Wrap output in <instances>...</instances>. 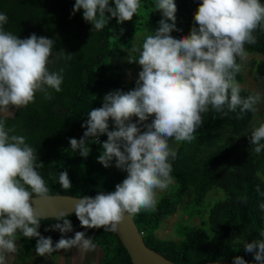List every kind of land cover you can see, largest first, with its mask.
Instances as JSON below:
<instances>
[{"label":"clouds","instance_id":"1","mask_svg":"<svg viewBox=\"0 0 264 264\" xmlns=\"http://www.w3.org/2000/svg\"><path fill=\"white\" fill-rule=\"evenodd\" d=\"M140 7V0H112L111 4L110 0H75L73 14L83 9L84 20L99 31L111 18H117L118 23L132 20ZM155 9L173 23L161 19L160 27L146 34L142 44L131 45L128 62L142 66L136 87L106 94L102 107L88 113L82 125L86 127L83 136L69 141L73 151L87 157L89 143L100 144L99 136L106 133L98 162L107 168L115 159V167L127 173L115 191L76 200L73 210L84 228L117 232L125 214L155 212L157 190H167L174 183L170 158L176 159L177 149L170 146L169 140L190 143L195 139L194 133L203 123L202 114L209 107L224 115L239 109L237 118H241L246 112H255V106L264 99L259 92L242 97L236 81L241 70L237 58L247 59L245 45L256 43L253 33L257 28L264 30L261 0H202L194 15L198 28L193 26L190 34L179 38L170 34L175 28L174 0H157ZM7 23V14L0 13V264H7L9 254L18 253V232L26 238L38 237L37 256L47 257L73 247L85 255L95 251L97 245L86 238L85 232L66 237L73 231L67 218L70 212L59 211L53 216L58 222L45 229L62 234L55 243L38 231L48 216L37 211L32 198L49 196L38 171L44 165L37 159V149L26 143V137L14 134L15 128L7 126L11 107L34 103L37 93L50 100L53 97L49 89L62 91L64 69H49L54 63L52 39L34 33L18 38L5 30ZM58 53L65 60L72 58L63 50ZM133 116L138 117L135 123L130 122ZM150 116L154 117L151 123L145 124ZM110 118L115 126L111 131ZM262 141L264 123L253 129L249 140L257 154L264 150ZM59 183L64 190L72 188L67 171L60 172ZM259 207L264 210V203ZM260 236L264 237V231ZM244 248L264 264V239L246 242ZM235 264L246 262L237 256Z\"/></svg>","mask_w":264,"mask_h":264},{"label":"trees","instance_id":"2","mask_svg":"<svg viewBox=\"0 0 264 264\" xmlns=\"http://www.w3.org/2000/svg\"><path fill=\"white\" fill-rule=\"evenodd\" d=\"M156 3L157 0H140L141 7L132 20L118 23L117 18H111L102 30L96 31L90 22L84 20L83 9L73 14L75 0H0V13H6L8 18L5 30L21 39L33 33L37 37L52 39L54 63L49 69H64L62 91L49 89L53 97L50 100L43 93H37L34 103L18 108L15 117L7 119V126L15 128L14 134L26 137V143L37 149V159L44 165L38 171L49 188V194L88 196L113 192L115 186L127 177L125 171L115 167V159L107 168L98 162L103 151L102 143L107 140L106 133L99 136L100 144L89 143L91 150L87 157L73 151L69 141L83 136L86 127L82 125L88 119V113L102 107L106 94L116 90L128 92L136 87L137 79L128 83L124 79L127 70L136 69L138 65V62H128L127 49L137 34L154 33L160 27L161 19L173 23L155 9ZM174 3L177 8L175 28L170 34L179 38L190 34L193 26L198 28L194 15L202 0H174ZM261 3L264 4V0ZM253 34L256 43L246 44L245 50L263 57L254 63L253 68V79L259 82L264 78V30L257 28ZM61 50L71 54L72 58H62L58 53ZM237 63H241L239 58ZM242 79L240 70L236 81ZM240 94L247 97L253 93L242 89ZM254 114L249 111L237 118L239 109L224 115L209 107V111L202 114L203 123L194 133L195 139L190 143L169 140L170 146L177 149L176 159L170 158L175 191L158 199L155 212L142 210L132 216L148 247L180 264L235 260L237 256L256 261L253 253L244 248L246 242L264 239L260 236L264 231V210L259 207L264 203V150L255 153V146L249 142L255 128L251 124ZM153 118L150 116L144 123H151ZM114 129L110 118L109 130ZM61 171L68 172L71 189L61 187ZM214 188L222 190L225 197L210 205L205 211L206 218H202L197 227L179 223L176 229L178 240L156 235L162 220L174 213L186 198L184 208L188 215L199 216L207 194ZM67 218L73 231L66 237H74L77 231L85 232L86 237L101 249L102 264H132L114 232L84 228L75 213ZM57 222L53 217L43 219L38 229L42 236L51 237L54 243L62 234L59 230L45 229ZM17 238L25 255L30 253L38 239L26 238L19 232Z\"/></svg>","mask_w":264,"mask_h":264},{"label":"rangeland","instance_id":"3","mask_svg":"<svg viewBox=\"0 0 264 264\" xmlns=\"http://www.w3.org/2000/svg\"><path fill=\"white\" fill-rule=\"evenodd\" d=\"M146 34H153V32H142L137 34L134 43H136L138 46L142 44L144 36ZM129 49L130 48L127 49L128 53H129ZM247 53H248L247 59L245 61H241L240 63L241 74L243 79L238 83L240 84L241 89L249 90L252 93L259 92L261 93L262 97H264V78L259 82H256L253 79L254 63L262 59L263 57L258 53H253V52H247ZM134 55H138V53ZM141 70H142V66L139 64L137 65L136 69L134 68L128 69L124 77L125 82L128 83L131 79H138L139 72ZM255 107H256V111L252 118L251 124L254 127H258L261 123H264V99H262V101L259 104H257ZM137 119L138 117L133 116L130 122L135 123L137 122ZM174 191H175L174 183L170 185V187L167 190L164 191L157 190V200L162 195L171 194ZM224 197L225 195L222 190L216 188L212 189L207 194L205 203L203 204L202 207V213L199 216H193V217H190L188 215V212L186 211V208H184L185 204L188 201L187 198L185 200H182L181 203L177 206L176 211L166 216L162 220L160 227L158 228V230H156V235L163 239L178 240L179 236L177 234L176 229L179 223L186 222L191 224L193 227H197L201 222V219L206 218L205 211L210 207V205H212L214 201L223 199ZM17 246L19 251L18 253L13 254L15 258L12 263L22 264L23 262L22 255L24 249L22 243L19 241L18 238H17ZM61 250L54 252L51 256H47V257L37 256L34 246V248L29 253V257L25 259V262H27V264H59L58 260H55V258L58 256V253H60ZM64 254L68 256V258L66 259V264H102V251L98 247H96L95 251H90L85 255H81L79 253V250L75 247H73L71 250L68 251L64 250Z\"/></svg>","mask_w":264,"mask_h":264},{"label":"water","instance_id":"4","mask_svg":"<svg viewBox=\"0 0 264 264\" xmlns=\"http://www.w3.org/2000/svg\"><path fill=\"white\" fill-rule=\"evenodd\" d=\"M17 109L18 108L15 106L10 108L11 114L9 118L15 117ZM96 195L97 194H92L88 196L94 198ZM82 197L83 196H74L70 194H49L47 198L37 199L33 197L32 203L37 211H42L48 218H52L62 210L75 213L73 210L74 204L76 200ZM114 233L126 249L132 264H180L148 247L132 216L125 214L124 220L118 226V231ZM244 261L246 264H259L258 261ZM198 264H235V260H215Z\"/></svg>","mask_w":264,"mask_h":264},{"label":"crops","instance_id":"5","mask_svg":"<svg viewBox=\"0 0 264 264\" xmlns=\"http://www.w3.org/2000/svg\"><path fill=\"white\" fill-rule=\"evenodd\" d=\"M28 257H29V254L28 255L27 254L25 255V251L23 250V255H22V258H23L22 261L23 262H22V264H27V262H25V259L28 258ZM14 258L15 257L13 256V254H9V256H7V264L12 263L13 260H14ZM56 258H55V260H58V263L59 264H66V259L68 258V256L64 254V250L62 249L60 251V253H58V256Z\"/></svg>","mask_w":264,"mask_h":264}]
</instances>
